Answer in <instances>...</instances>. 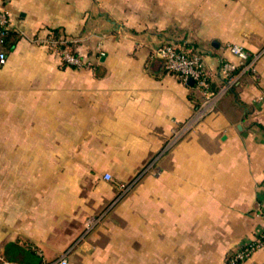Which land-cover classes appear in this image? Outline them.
Instances as JSON below:
<instances>
[{"label": "crops", "instance_id": "obj_1", "mask_svg": "<svg viewBox=\"0 0 264 264\" xmlns=\"http://www.w3.org/2000/svg\"><path fill=\"white\" fill-rule=\"evenodd\" d=\"M0 3V257L226 264L263 230L264 0ZM50 33L84 64L63 62ZM166 39L202 54L211 88L236 65L214 110L177 135L202 94L153 53ZM241 264H264V245Z\"/></svg>", "mask_w": 264, "mask_h": 264}, {"label": "built area", "instance_id": "obj_2", "mask_svg": "<svg viewBox=\"0 0 264 264\" xmlns=\"http://www.w3.org/2000/svg\"><path fill=\"white\" fill-rule=\"evenodd\" d=\"M9 15L8 10L0 3V66L7 60V53L3 48V42L9 33ZM48 46L58 52L60 59L73 65H83V60L76 54V51L69 47L67 40L61 35L57 36L50 33L43 40ZM230 51L237 55L242 61L248 58L247 49L236 42L229 43ZM264 50V47H263ZM153 53L163 58L164 66L167 70L176 73L182 80L191 79L196 87L200 89L202 98L198 105L194 108L193 113L181 126L174 129V134H178L181 129L186 130L193 123L202 119L215 108L217 99L224 92L226 87L232 80L233 72L236 65L232 62H224L221 72L226 81L218 88H211L208 74L203 65L202 54L185 42H176L171 39L161 41L154 49ZM106 179H112L110 173H105ZM121 186H125L121 184ZM264 245V228L252 240L245 241L236 247L227 257L226 264H241V262L249 256L255 249ZM0 264H24L19 261L0 257ZM42 264H70L66 256L61 255L54 261Z\"/></svg>", "mask_w": 264, "mask_h": 264}, {"label": "trees", "instance_id": "obj_3", "mask_svg": "<svg viewBox=\"0 0 264 264\" xmlns=\"http://www.w3.org/2000/svg\"><path fill=\"white\" fill-rule=\"evenodd\" d=\"M14 42H11L8 47H11ZM70 44V43H69Z\"/></svg>", "mask_w": 264, "mask_h": 264}, {"label": "rangeland", "instance_id": "obj_4", "mask_svg": "<svg viewBox=\"0 0 264 264\" xmlns=\"http://www.w3.org/2000/svg\"><path fill=\"white\" fill-rule=\"evenodd\" d=\"M93 220V219H92Z\"/></svg>", "mask_w": 264, "mask_h": 264}]
</instances>
